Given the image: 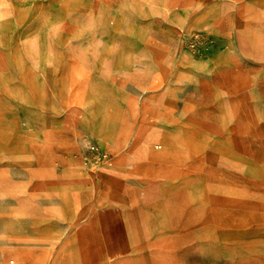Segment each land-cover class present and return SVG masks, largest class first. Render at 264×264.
I'll use <instances>...</instances> for the list:
<instances>
[{"label":"rangeland","instance_id":"obj_1","mask_svg":"<svg viewBox=\"0 0 264 264\" xmlns=\"http://www.w3.org/2000/svg\"><path fill=\"white\" fill-rule=\"evenodd\" d=\"M181 1L0 0V264H102L82 227L112 183L115 140L146 133L153 112L185 122L186 201L143 205L140 188L134 235L105 234L106 264H264V156H253L264 152V61L244 63L250 94L218 91L212 56L225 46L168 24L163 10ZM144 53L170 57L154 62L165 78L146 72ZM167 86L169 108L149 109ZM248 95L261 140L237 131L233 107Z\"/></svg>","mask_w":264,"mask_h":264},{"label":"crops","instance_id":"obj_2","mask_svg":"<svg viewBox=\"0 0 264 264\" xmlns=\"http://www.w3.org/2000/svg\"><path fill=\"white\" fill-rule=\"evenodd\" d=\"M163 11L166 14L164 19H167L169 25L173 22L180 29H185L188 32L202 30L207 34L210 33L217 39L218 45L225 46L219 53L212 56V78L226 77L224 84V81H221L220 85H216L217 88H215L218 91L226 94L229 91L230 93L237 92L241 90L239 87L242 85V91L250 94L252 72L244 67V63L264 61V0H183L177 14L174 13L171 16L170 13ZM140 58L142 61L149 62L146 68L147 73L155 76L159 72L158 75L165 78V71H167L165 63L160 70L159 67L156 69L157 64L155 65L154 62L161 59L168 61L169 56L163 54L161 58L154 53H144ZM237 67H240L241 70L246 69V72L243 71V75H240L241 81L235 84L234 80L232 84V81L227 78L235 77L237 71H240ZM155 71L158 72L155 73ZM168 87H164L161 92L151 93L147 100L149 109L166 110L169 108L170 102L165 100ZM249 99L248 95L244 97V100L238 98L235 101L233 117L235 119L237 114H240L237 119L242 121L240 124L243 127L237 131L248 132V134L252 131L256 140H261L259 119L253 123V118L259 116L256 110H259L261 103ZM238 109L244 110L245 113H241ZM153 115L154 118H157L156 120L149 121L147 119L145 122L142 119L141 124L146 125V133L142 132L141 127L140 131L137 130V133L130 138L123 137L115 140L116 160L114 165L105 171L107 174V171L113 174V176L106 174L111 178L112 183L105 186V192L100 195L99 215L95 213L82 227L83 236L85 238L93 237L96 245L102 247V264L108 262L107 251L103 249L105 234L114 233V235L129 236L130 239L134 235L132 232L134 222L128 203L134 201L140 188H143L141 197L143 205L165 206L173 203L176 199H178L176 200L178 204H184L186 201L187 188L184 186L183 178L188 170V156H190L188 154L191 151L183 146L187 141V134L183 132L185 122L181 118L178 122H174L166 112H162L161 116H156L153 112ZM251 123H253V128ZM176 126L180 127L176 128ZM246 138L244 136V139ZM226 140L227 138L219 142L224 148L227 145ZM250 140L248 136L247 142ZM155 142L162 143L158 148H163V150L154 149L152 146ZM255 152L254 157L264 156V152L258 150ZM230 153L231 151L228 149L222 152L228 157L232 155ZM251 156L252 154L248 150L243 154V162L245 164L248 162L249 165H246L249 167H251ZM223 158L221 155V159ZM247 169L249 168H246V171ZM138 219L141 228L144 229L143 218L138 216ZM59 253L68 254V250L62 246Z\"/></svg>","mask_w":264,"mask_h":264}]
</instances>
